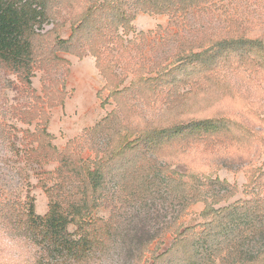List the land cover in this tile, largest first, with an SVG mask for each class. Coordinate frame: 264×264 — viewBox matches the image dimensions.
<instances>
[{"label":"rangeland","instance_id":"374dc122","mask_svg":"<svg viewBox=\"0 0 264 264\" xmlns=\"http://www.w3.org/2000/svg\"><path fill=\"white\" fill-rule=\"evenodd\" d=\"M91 1L45 0L46 17L31 41L44 63H31L29 83L0 64V264H264L249 260L264 250V235L243 230L241 254L229 255L208 213L233 212L244 202L264 213V0H194L185 11L173 5L163 14L124 0L129 31L119 28L121 44L103 49L118 90L127 89L119 99L110 97L88 52L78 58L55 46ZM139 76L158 78L160 96L130 90ZM167 90L177 97L167 99ZM116 109L131 132L188 126L178 138L159 140L145 162L136 156L139 171L121 182L114 169L90 190L73 157L72 173L56 178L68 145L91 160L111 144L110 125L84 134ZM43 130L49 139L39 137ZM34 142L41 145L35 154ZM31 201L39 217L58 204L71 238L91 241L85 257L50 254L53 247L28 223ZM248 220L232 221L233 230Z\"/></svg>","mask_w":264,"mask_h":264},{"label":"trees","instance_id":"16d2710c","mask_svg":"<svg viewBox=\"0 0 264 264\" xmlns=\"http://www.w3.org/2000/svg\"><path fill=\"white\" fill-rule=\"evenodd\" d=\"M96 2L97 0L91 1L90 5L84 9L77 22L73 24L69 38L67 40L58 39L55 41V46L57 50L70 53L78 58L83 57L88 52L95 59L96 68L105 80V88L110 93V97L119 99L123 93H126L127 89L118 90L120 81H117L115 76L110 75L108 66L109 51L107 55L103 56V49L106 48L104 46L110 44L112 41L119 45L121 44V39L116 36L117 30L122 28L126 34L129 31L128 26L132 17L124 9L126 5L124 0H103L102 4H96ZM174 2L172 3L171 0H137L134 3L139 5L147 14H163L170 13L173 5H179L180 11H185L189 6L197 4L198 1L180 0ZM45 17V0H0V64L9 67L14 73L20 76L23 82L26 81V83H29L31 63L33 62L36 67H40L44 63L43 59L38 56L37 51L33 48L31 41L35 35L33 28L35 25H40ZM125 43L129 45L131 42L128 41ZM127 45H124V48H127ZM55 60L59 64H67L66 61L56 57ZM64 72L66 73L67 70H64ZM157 81L158 78L141 79L139 76V78H133L131 81L130 90L138 91L139 95H141L140 93L142 95H145V93L149 94L152 91V95H148L147 98L154 100L157 96H160L159 93L156 94L157 92H155L157 89ZM180 81L181 79L176 80L172 78V82L175 84L180 83ZM152 85L156 86L151 90L146 87ZM166 96L167 99L170 96L177 97L174 90H167ZM204 121L207 122L209 120L206 119ZM109 125V129L107 128L108 131H111V127L115 130L110 140L111 144L107 143L103 150L93 151L94 157L91 160L89 158L82 160L81 157H77L76 154L69 151L70 145H68L65 153L58 156L59 164L55 172L56 178H63L66 174L72 173L73 170L70 171V160L73 157L77 162V167L83 168L87 173V184H89L90 190L98 191L104 175L114 169L119 170L117 171V176L119 182H121L128 177V174L139 171L140 168L136 166V156L141 163L145 162L148 153H157V150L159 151V140L169 142L174 138H178V136L183 135L182 131L188 126H162L152 129L143 128L131 132L129 128H124L116 109L108 113L100 122L87 130L84 135L86 137L90 135L94 137L97 133L102 132V129L105 131V128ZM39 137L49 139L50 136L45 134L43 130ZM34 143L37 146L32 150L33 154L41 148L39 142ZM112 143L115 145L112 146ZM51 149L55 151L54 148ZM100 154L102 157L99 162L102 163V167H98L97 163H95ZM103 158L104 161H101ZM126 164L128 165V169L124 168ZM90 165H92L91 171L89 170ZM121 169L124 171H120ZM122 184L125 185L123 182ZM122 188L125 189L126 187L122 186ZM47 193L51 199L49 190ZM82 195L85 196L84 193ZM18 205L20 206V204ZM249 205L251 204L247 202L241 203L233 212H227L225 210L208 212L213 214L212 224L215 225L216 223L220 227L219 235H222V240L227 244L229 255H236L238 257L241 254L242 249L236 241L243 235V230H248L250 234L259 232L264 235V213L262 214L255 207H249ZM26 206L28 223L33 229L37 230L39 236L42 235L40 236L41 239L43 238V240L50 243L49 246L53 247L50 250V254L60 256L61 260H66L69 257L74 259V261H78L85 257L84 252H87L91 247V241L89 239L73 240L71 238L67 230L69 220L60 213L56 202H51L48 213L43 217L35 214L32 201ZM75 209L78 212V208ZM263 209L261 208L262 212ZM231 215H234V217H230ZM244 217L251 222H248L249 220L246 221V227H239L234 231L231 222L234 220L242 221ZM263 255L264 250L258 252L257 255L251 257L249 260L251 262L259 259L263 261ZM37 264L49 263L46 260L40 261ZM252 264L258 263L253 262Z\"/></svg>","mask_w":264,"mask_h":264}]
</instances>
